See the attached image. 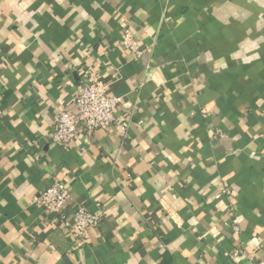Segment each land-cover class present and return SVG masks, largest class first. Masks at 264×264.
Here are the masks:
<instances>
[{
	"label": "crops",
	"instance_id": "crops-1",
	"mask_svg": "<svg viewBox=\"0 0 264 264\" xmlns=\"http://www.w3.org/2000/svg\"><path fill=\"white\" fill-rule=\"evenodd\" d=\"M90 73L129 106L52 144ZM55 179L67 215L104 213L83 244L34 201ZM251 260L264 261V0H0V264Z\"/></svg>",
	"mask_w": 264,
	"mask_h": 264
},
{
	"label": "built area",
	"instance_id": "built-area-1",
	"mask_svg": "<svg viewBox=\"0 0 264 264\" xmlns=\"http://www.w3.org/2000/svg\"><path fill=\"white\" fill-rule=\"evenodd\" d=\"M123 45L137 56L141 55L137 41L130 31H126ZM73 102L74 109L62 111L55 121L49 138L52 144L67 146L81 134L90 136L97 130H107L119 123L116 116L118 108L129 106L122 97L111 95L109 83L94 73L79 82ZM218 134H221L220 130ZM228 193L229 189L226 187L221 191V194ZM70 200L69 187L59 179H55L34 198L36 203L43 204L49 211L57 213L60 224L69 229L78 244H83L90 230L102 223L104 213L101 210L93 212L85 203H81L75 214L70 217L66 213ZM234 223L235 229L238 230L237 218ZM242 253L243 250L238 249L230 253L229 257L236 263ZM248 264H264V261L251 260Z\"/></svg>",
	"mask_w": 264,
	"mask_h": 264
}]
</instances>
